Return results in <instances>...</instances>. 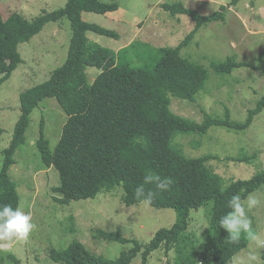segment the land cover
Masks as SVG:
<instances>
[{
	"label": "trees",
	"instance_id": "trees-1",
	"mask_svg": "<svg viewBox=\"0 0 264 264\" xmlns=\"http://www.w3.org/2000/svg\"><path fill=\"white\" fill-rule=\"evenodd\" d=\"M239 1L233 0L232 4ZM224 8L221 6L222 10ZM117 9V4L101 0H68L63 8L31 21L18 12L11 13L7 19L0 13V87L23 62L19 53L21 44L32 40L50 22L69 18L72 27L65 63L47 81L20 95V118L12 142L4 150L0 170V206H19L17 185L10 178V170L16 163L15 152L25 142L33 111L44 100L55 99L68 116L61 139L52 150L41 130L37 148L43 163L59 172L60 183L53 190L62 197L57 199L61 204L121 190L123 203L127 207L136 206L140 203L134 190L143 184L144 174L151 170L161 177L171 178L173 183L167 191L145 185L146 190L154 193L150 206L174 209L177 218L171 228L160 229L145 249L120 232L99 230L100 238L122 244L133 242L134 247L123 251L116 259H109L91 253L81 241L74 239L63 250H49L53 262L131 264L141 252L142 264H148L151 253L164 248L168 253L175 249V264H200V259L196 260L199 254L206 256L207 264H227L247 242L229 244L227 233L219 227V218L229 211L226 205L233 195L244 198L264 186V170L250 180H235L224 187L222 178L206 164L209 156L188 158L173 146V141L179 133H203L213 125L245 131L254 117L264 112V96L249 111L244 123L231 122L227 116L226 119L206 117L198 124L176 115L170 108V96L194 101L209 78L206 68L182 57L181 51L197 31L204 25L223 20L224 14L217 11L204 16L180 4L166 5L165 9L172 16L181 13L191 17L195 28L177 47L159 48L155 52L147 49L145 64L135 66L129 58L134 56V42L115 52L89 43L86 36L92 31L119 39L116 31L82 19L83 12L107 14ZM211 66L217 73L227 74L247 64L229 57ZM88 68L101 70L92 83L86 77ZM2 133L0 128V138ZM249 158H234L233 161L244 162ZM209 203H212L210 228L200 249L188 232L189 223L192 211Z\"/></svg>",
	"mask_w": 264,
	"mask_h": 264
},
{
	"label": "rangeland",
	"instance_id": "rangeland-1",
	"mask_svg": "<svg viewBox=\"0 0 264 264\" xmlns=\"http://www.w3.org/2000/svg\"><path fill=\"white\" fill-rule=\"evenodd\" d=\"M68 0H0V13L7 19L18 12L28 20L63 8ZM117 4L118 9L107 14L83 12L87 23L116 31L119 39L88 31L91 44H99L115 52L133 42L130 55L135 66L145 64L147 49L177 47L195 28V22L184 14L171 15L166 5L180 4L201 15L217 11L224 19L204 25L192 41L181 51L182 57L207 69L209 78L194 101L170 96L173 113L201 124L206 117L244 123L249 111L264 96V0H101ZM221 6L225 8L222 10ZM72 27L69 18L50 22L32 40L19 46L22 64L9 80L0 87V170L4 150L14 137L20 118V95L24 91L47 81L68 57ZM131 52V53H132ZM233 57L247 66L235 68L231 73L219 74L211 66ZM101 72L88 68L86 77L92 83ZM68 116L55 99H46L33 111L25 142L16 150V163L10 178L16 183L19 206L32 216L36 228L26 241L17 242L9 250H0V264H57L49 257V250H63L74 240L81 241L95 255L116 259L134 243L122 244L98 237V231L120 232L128 239L138 241L145 249L160 229H169L176 222L174 209H155L138 204L127 207L122 191L105 192L94 199L61 204L62 198L53 188L60 183L55 167H47L40 156L37 141L43 130L50 148L54 150L63 133ZM43 128V129H42ZM173 146L192 159L209 156L206 164L226 187L235 180H250L264 170V112L254 117L245 131L213 125L206 132L179 133ZM255 156V157H254ZM250 157L244 162L234 158ZM264 202V186L252 193ZM212 203L193 210L189 233L199 248L210 228ZM253 227L264 233V203L249 213ZM201 249V248H200ZM206 255V253L204 254ZM237 255V254H236ZM227 264H233L235 257ZM176 251L164 248L152 252L148 264H175ZM206 257V256H205ZM199 254L196 260L207 264ZM142 253L131 264H142Z\"/></svg>",
	"mask_w": 264,
	"mask_h": 264
},
{
	"label": "clouds",
	"instance_id": "clouds-1",
	"mask_svg": "<svg viewBox=\"0 0 264 264\" xmlns=\"http://www.w3.org/2000/svg\"><path fill=\"white\" fill-rule=\"evenodd\" d=\"M172 183L171 178L161 177L149 170L144 174L143 184L135 188V198L141 204L151 205L154 193L146 190L145 185H154L157 190L167 191ZM262 203L251 193L244 198L236 194L227 201L229 211L219 218V227L227 233L229 244L247 242L239 248L233 264H264V233L253 227V220L249 216ZM35 228L29 212L11 205L0 206V250H9L17 242L28 240Z\"/></svg>",
	"mask_w": 264,
	"mask_h": 264
}]
</instances>
